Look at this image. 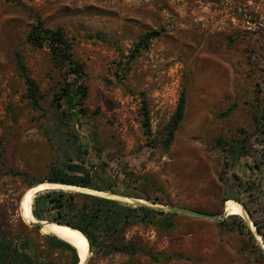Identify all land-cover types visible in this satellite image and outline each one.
<instances>
[{"label":"rangeland","instance_id":"obj_1","mask_svg":"<svg viewBox=\"0 0 264 264\" xmlns=\"http://www.w3.org/2000/svg\"><path fill=\"white\" fill-rule=\"evenodd\" d=\"M21 2L0 0V235L21 250L31 241L35 264H69L70 252L29 226L21 210L29 184L60 168L111 187L103 192L158 205L219 215L233 199L255 225L239 215L221 224L164 210L172 215L109 234L87 264H264L254 244L262 249L254 222L264 232V150L253 121L256 99L264 104V0ZM37 19L62 27L83 65L87 96L78 117L61 96L72 77L47 47L28 42ZM150 31L160 35L139 45ZM17 51L39 85L38 108L27 98ZM183 91L184 117L166 147ZM241 220L253 237L230 225ZM123 244L143 251H110Z\"/></svg>","mask_w":264,"mask_h":264},{"label":"trees","instance_id":"obj_2","mask_svg":"<svg viewBox=\"0 0 264 264\" xmlns=\"http://www.w3.org/2000/svg\"><path fill=\"white\" fill-rule=\"evenodd\" d=\"M7 1L22 4L21 0ZM158 35H160V32L158 31L145 33L142 36L139 45H142L143 47L148 46L149 41ZM28 42L38 48L47 47L50 51V56L54 65L61 69H66L68 75L72 77L73 80H71L68 84L69 87L63 90L64 93H61V96L65 97L68 110L78 117V114L82 113L83 110V108L80 107V101L87 96V88L83 84V65L74 58L72 53V44L67 39L63 28L46 27L40 20L37 19L28 33ZM16 64L17 68L25 78L27 98L35 107L38 108L40 106L39 85L29 75L22 54L19 51L16 52ZM61 96L56 100L58 101ZM258 100L259 97L256 99L257 102L253 113V121L255 125L254 135L259 141V145L262 147V150H264V104L262 105L258 102ZM59 107V104H57L56 108L58 109ZM185 108L186 94L183 91L180 95L176 111L173 114L171 121L165 128L166 147H168L174 139L175 132L184 117ZM144 109L147 117L146 120L149 121V113L146 110V107H144ZM243 148H245V146H241V149ZM250 153H252V155H257L259 152L256 149H252ZM253 166H255L256 169L260 167L259 164H254ZM69 168L72 171L82 169L78 165H69ZM48 181L88 187L100 191L111 189V187H103L94 183L89 174H71L60 168L53 170V176L52 178H49ZM37 184V182L30 183L29 187ZM64 190L65 189H51L37 193L33 197V201L30 204V213L36 220H45L44 222H47V220H54L62 223L73 233L84 238L88 246L90 242L92 249L97 247L102 240L105 241V238L109 234L119 232L123 227L130 224L145 221L151 222L159 215H172L171 213L157 211L147 206L127 204L122 201L100 195L78 191L71 192L74 190ZM138 198L141 199L142 197ZM147 200L150 199L147 198ZM234 215L238 214H232L233 217H236ZM165 220L166 218H161L159 221L163 223ZM226 223H228V221L224 220L221 224ZM254 223L256 224L258 233L264 238V232L261 227L256 222ZM69 225L75 230L69 227ZM230 225L237 227L240 232L246 231L247 234L253 237L250 227L243 220L240 222H232ZM35 228L39 230L38 227ZM47 238L55 247H59L70 252L69 264L80 263V257L78 256L79 253L74 245L66 242L56 235H47ZM23 242L25 243V248L21 250L15 244V239L8 237L5 233L0 235V264H35L36 261L34 259L37 255L36 249L34 248L32 242L28 241V239L25 238ZM254 244L255 248L259 250L262 258L264 259V251L259 248L256 241ZM110 251L135 254L139 251H143V249L136 244H123L113 245ZM157 258L158 257H156V259Z\"/></svg>","mask_w":264,"mask_h":264},{"label":"bare ground","instance_id":"obj_3","mask_svg":"<svg viewBox=\"0 0 264 264\" xmlns=\"http://www.w3.org/2000/svg\"><path fill=\"white\" fill-rule=\"evenodd\" d=\"M51 189L74 190V191L83 192V193L100 195V196L108 197L111 199H116L119 201L120 200L121 201H128L131 204L137 203V202H141V203H145V204H151V203L144 201L142 199L132 198V197H129L126 195L103 192L100 190H95L92 188L82 187V186H77V185L43 181V182L38 183L35 186L29 187V189L26 191V193L24 194V196L22 198L21 210H22L23 214L25 215V217L27 218L28 222L36 221V219H34L32 217L30 210H29L30 203H32L31 201H33L32 200L33 197L41 191L51 190ZM224 209L226 210L227 215L238 214V215H241L242 217H245L249 221V226H251L252 229H255V225L252 223V221L248 217L249 214H247V212L245 211V209L243 208V206L240 203L236 202L233 199H229L226 201ZM44 223H45V226L43 227L44 231L58 236L59 238L65 240L66 242L74 245L77 248L79 256H80V261H81L79 264H82V262L85 260V258L87 256V252H88V248H89L85 239L82 238L80 235L79 236L76 235L75 233H73L71 230H69L64 225H61L58 223L57 224H51L53 222H51V223L44 222ZM71 228H73V227H71ZM257 240L259 241V243L263 244L262 239H261L259 234H257Z\"/></svg>","mask_w":264,"mask_h":264},{"label":"water","instance_id":"obj_4","mask_svg":"<svg viewBox=\"0 0 264 264\" xmlns=\"http://www.w3.org/2000/svg\"><path fill=\"white\" fill-rule=\"evenodd\" d=\"M72 192H75V191H72ZM111 193H113V192H111ZM132 204L139 205V206H147V207H150V208H153V209H156V210H160V211L167 210V211L172 212V213H182V214H185V215L195 216V217L204 218V219H209V220H213V221H217V222H221L227 216V213H226L225 209H224L223 213H221L219 215H216V214L201 212V211H197V210H193V209H189V208H185V207H181V206L158 205V204H156L154 202H151V204H145V203H141V202L132 203ZM43 221H45V220H36V221L27 222V223L31 227H38L40 229H43V227L45 226V223ZM47 222H55V223H58V224H62V223H59V222L53 221V220L52 221H48L47 220ZM259 245L261 246L262 250L264 251V244L259 243ZM91 254H92V247H91L90 242H89V248H88L87 256H86L85 260L82 262V264H87ZM78 256H79V254H78Z\"/></svg>","mask_w":264,"mask_h":264}]
</instances>
